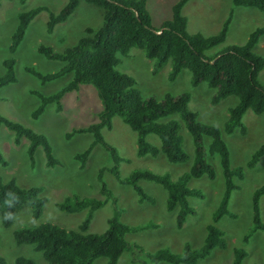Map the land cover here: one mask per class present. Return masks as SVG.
Instances as JSON below:
<instances>
[{
	"label": "rangeland",
	"instance_id": "obj_1",
	"mask_svg": "<svg viewBox=\"0 0 264 264\" xmlns=\"http://www.w3.org/2000/svg\"><path fill=\"white\" fill-rule=\"evenodd\" d=\"M177 0H145V7L150 18V24L158 28L160 24L170 19L171 6ZM66 0H0V75L4 73L2 60L11 57L14 60L13 70L15 80L0 87V115L9 121L19 123L34 132L44 135L49 142L52 155L57 160L53 166L45 165L42 149L36 147L33 161L30 163L26 147L28 140L20 138L18 144L13 142V131L0 125V155L5 164L0 163V179L6 182L13 179L20 188L39 187L40 196L45 198L41 214L32 219L30 205L24 202L14 215L12 223L3 227L0 222V257L3 264H15L17 257L32 260L35 264H48L40 252L32 245H17L12 236L15 229L34 227L40 223L49 222L67 230H76L84 218L86 209L77 212L60 211L55 204L66 196L89 197L104 199L100 192V182H103L115 199V208L119 210L118 219L127 225L151 226L125 234L128 247L121 253L117 264H168L165 261L152 263L146 254L158 249H167L179 254L184 245L189 248L199 247L205 236V226L211 221V213L216 207L223 191V178L218 157L208 150L210 138L202 136V147L207 163L214 171L213 179L206 175L190 178L186 182L188 188L202 193V197L190 195L188 204L194 209L192 215H187L182 226H175L176 208L165 209L166 191L152 181L140 179L138 184L152 202H138L137 195L129 185L120 184L107 170L111 166L108 153L100 146L94 145L83 166L74 155L84 150L92 136L88 132L74 133L66 137V133L74 128L86 126L97 119L100 102L94 88L83 84L79 90L65 93L61 99V110L55 111L54 104L48 103L37 118L31 117V112L38 105V98L33 91L42 95L55 92L68 82L71 73H65L57 78L41 83L33 74L25 71L31 67L41 74L54 72L60 68L59 60L45 58L37 51L38 45L50 47L53 52L74 45L86 34L85 28L96 30L102 21V11L99 7L79 1L73 12L62 22L46 30L48 13H56ZM35 6L44 9L37 12L29 21L23 37L13 53L8 51L11 34L17 23V13ZM231 12L225 39L222 43L209 49L207 53L226 45L242 44L249 32L256 27L264 26V13L255 7L233 6L230 0H187L180 13L186 20L185 31L188 34L200 33L209 36L217 33L222 21ZM252 51L264 57V33ZM118 59L115 69L130 75L134 86L142 98H153L159 102L165 94L178 95L187 93L188 109L196 114V119L204 124L217 127L228 149V159L231 167L242 166V176L235 177L237 188L232 190L228 200V210L231 216L223 215L215 223L223 232L226 247L214 248L208 256L197 264H230L232 249L242 248L245 256L241 264H264V231L251 229V196L255 188L264 183V154L252 167H246L253 151L264 142V114H255L247 109L241 121L245 132L241 134L238 128L226 134L222 131L227 119V109L237 102L233 95L211 104L213 89L205 83L192 86L189 82V72L182 69L173 79H167L169 63L163 64L156 73H152V61L146 58L138 48H130L126 55L116 53ZM257 80L264 85V67L258 72ZM169 119L178 121V133L181 136V147L188 155L183 162H169L162 153L156 156L135 153V132L132 131L118 116L111 118L109 129L101 128L103 139L113 146L121 157L118 163L120 177H126L132 170L146 169L153 173L165 174L170 179H177L186 172L191 164L193 146L191 137L176 114L159 118L158 122ZM145 140L158 147L159 140L155 134H147ZM102 170L101 180L98 178ZM114 205L108 199L96 209L86 232H102L106 228V220L111 216ZM259 218L264 223V194L258 201ZM247 235L245 241L243 237ZM140 249H130V245ZM105 257L100 256L91 264H106ZM184 264V263H181Z\"/></svg>",
	"mask_w": 264,
	"mask_h": 264
},
{
	"label": "trees",
	"instance_id": "obj_2",
	"mask_svg": "<svg viewBox=\"0 0 264 264\" xmlns=\"http://www.w3.org/2000/svg\"><path fill=\"white\" fill-rule=\"evenodd\" d=\"M20 2L24 0H19ZM79 1L97 6L102 11L101 25L94 31L85 28L86 34L77 42L61 52H53L50 47L38 45L37 51L45 58L59 60L62 65L54 72L41 74L31 67L25 71L33 74L41 83L57 78L65 73H71L66 84L55 92L42 95L33 91L38 98V105L31 112L32 118H37L48 103H53L55 111L61 110V97L70 91L79 90L83 84L91 85L100 102L97 119L86 126L72 129L66 137L74 133L88 132L92 140L88 146L74 155L83 166L90 150L94 145H100L109 155L111 166L107 170L120 184L131 186L137 195L138 202H152L138 181L145 179L161 185L166 191L165 209L171 211L176 208L175 226L180 228L187 215H192L194 209L188 204L190 195L202 197V193L188 188L186 182L190 178L206 175L213 179L214 171L204 157L202 136H208L210 143L208 150L216 154L223 178V191L220 199L211 213V221L205 226V236L202 244L197 248L184 245L179 254L167 249H158L146 254L148 261L168 264H197L214 248L226 247L223 232L215 223L223 215L231 216L228 210V200L232 190L237 188L234 178L242 176V166L231 167L228 159V149L221 138L220 130L196 119V114L188 109L189 95L165 94L161 101L153 98H142L134 86L133 78L115 69L118 62L116 53L126 55L130 48L140 49L144 56L152 61V73L165 63H169L167 79L173 80L182 69L189 72V82L192 86L205 83L213 89L211 104L233 95L237 102L228 107L227 119L222 131L226 134L238 128L245 132L241 118L249 109L255 114H264V85L257 80L258 72L264 67V57L252 51L264 26L256 27L248 33L246 40L240 45H226L207 53L209 49L222 43L225 39L231 12L222 21L217 33L203 36L200 33L188 34L185 31L186 20L180 13L181 7L187 0H177L171 6L170 19L163 21L158 28L150 24V18L145 7V0H66L65 4L56 12L48 13L46 30L49 32L57 23L64 21L76 8ZM233 6L255 7L264 13V0H230ZM43 6H35L17 13V23L11 34L8 51L13 53L21 41L24 30L29 21ZM14 60L11 57L2 60L4 73L0 75V87L15 80L13 70ZM176 114L191 137L193 146L192 160L189 169L177 179H170L165 174L153 173L146 169L132 170L126 177H120L118 163L121 157L116 149L108 144L101 135V128L111 127V118L118 116L124 124L135 132L137 156L149 154L156 156L162 153L169 162H183L188 155L181 147V136L178 133V121L169 119L158 122L161 117ZM0 125L13 131V142L18 144L21 137L28 140L27 157L32 163L36 147L43 151L46 166H53L57 160L46 137L29 128L7 120L0 115ZM155 134L159 140L156 147L145 140L147 134ZM264 154V142L250 155L245 163L246 167L254 166ZM0 163L5 161L0 155ZM101 169L98 174L101 180ZM100 192L104 199L66 196L55 204L60 211L77 212L86 209L84 218L76 230H67L58 225L44 222L34 227H23L12 232L14 242L32 245L35 251L48 264H91L97 257H105L106 264H117L121 253L128 247L125 234L150 227V224L130 226L122 223L119 210L115 208V199L103 182H100ZM39 187L20 188L13 179L2 182L0 179V222L3 227L12 223L14 215L24 202L30 205V216L36 219L42 211L45 198L40 196ZM264 194V183L255 188L251 196L252 228L264 231V223L259 218L258 201ZM110 199L114 205L110 217L106 220V228L102 232H86L93 212ZM247 235L243 237L245 241ZM130 249H140L137 245H130ZM245 252L242 248L232 249L230 264H241ZM0 264L3 259L0 257ZM15 264H35L32 260L17 257Z\"/></svg>",
	"mask_w": 264,
	"mask_h": 264
}]
</instances>
